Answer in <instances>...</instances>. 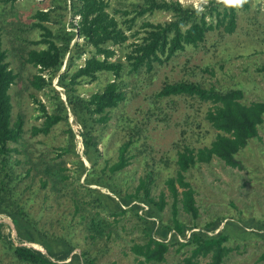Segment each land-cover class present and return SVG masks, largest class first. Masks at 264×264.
I'll return each instance as SVG.
<instances>
[{
    "label": "trees",
    "instance_id": "16d2710c",
    "mask_svg": "<svg viewBox=\"0 0 264 264\" xmlns=\"http://www.w3.org/2000/svg\"><path fill=\"white\" fill-rule=\"evenodd\" d=\"M127 1L129 5L112 8L109 0H44L43 9L31 16L30 28L37 30L38 37L15 35L12 43L21 64L35 69L24 89L38 111L28 127L25 114L14 112L11 87L19 74L9 67L0 26V214L10 218L6 222L12 223L19 242L41 247L15 245L0 223V261L97 264L111 249L110 242L122 238V220L129 214L135 218L138 233L119 243L140 264L165 263L170 248L182 256L175 264H225L232 243L249 239L264 243V217L235 220L217 216L199 224L195 190L186 178L191 168L213 159L241 169L239 154L258 136L264 101L246 103L240 88L222 89L189 79L164 82L154 91L150 104L165 102L161 112L178 98L193 99L200 107L208 105L204 119L216 133L208 144L177 148L175 173L165 180L168 195L153 193L152 168L131 191L123 188L119 175L134 157L129 152L140 134L131 125L132 118L118 120L128 136L119 145L116 159L104 160L100 149L102 128L112 111L128 100L123 76H136L142 70L152 74L157 64L188 46H200L210 33L235 32L238 9H247L249 0H209L201 8L178 0ZM158 12L169 14V19L145 20L140 31L127 33L137 18ZM130 37L134 40L123 61L116 57V47ZM102 73L113 77L88 96L79 92L83 83L97 80ZM55 79L60 89L53 85ZM148 111L153 113L151 108ZM70 114L80 127L81 154ZM60 125L63 129L58 134L63 141L50 145L48 140ZM196 125L201 128L202 121ZM68 154L72 159L66 161L63 156ZM167 206L170 215L165 218ZM79 234L88 242L75 252ZM260 259L264 260V251Z\"/></svg>",
    "mask_w": 264,
    "mask_h": 264
},
{
    "label": "rangeland",
    "instance_id": "374dc122",
    "mask_svg": "<svg viewBox=\"0 0 264 264\" xmlns=\"http://www.w3.org/2000/svg\"><path fill=\"white\" fill-rule=\"evenodd\" d=\"M109 1L112 8L129 5L127 0ZM178 1L183 5L201 8L202 3H207L209 0ZM43 7L44 0H0L3 47L7 51L9 67L19 74L16 83L11 87L14 112L25 114L26 127L36 121L34 117L38 112L28 97V93L24 92L26 79L35 69L30 65L21 64L22 60L18 57L17 49L12 41L15 35L19 38L35 39L38 37L37 30L30 28L34 20L31 16L37 9H43ZM132 16L133 14L126 18ZM169 17L167 13L158 12L137 18L132 31H127V33L140 31L141 24L145 20L162 22ZM74 19H77V16ZM67 20H71V15L67 17ZM141 35L140 32L139 36ZM133 40L134 38L130 37L123 46L116 47V57L125 61L123 55L130 50L129 44ZM112 77L110 73H102L97 80L83 83L79 87V92L88 96L89 93L103 87ZM123 79L128 100L112 111V118L102 128L100 149L103 158L110 162L116 159L119 145L128 136V130L124 129L122 122L118 120L129 116L132 118L131 125L135 124L140 134L136 135L138 141L129 152V155L134 157L124 169V173L119 175L123 188L131 191L136 186L138 178L144 176L146 171L152 168L155 173L153 193L158 195L163 191L168 195L165 180L175 173L173 163L177 148L189 143H194L195 146L208 144L216 133L204 119V112L208 105L202 104L200 107L193 99L178 98L174 103L170 102V106L165 107L161 112L165 102L150 104L151 98L149 97L164 82L189 79L222 89L240 88L243 90V100L246 103L256 100L264 101V0H249L247 9H238L235 32L223 35L212 32L200 46H188L166 62L157 64L152 74H147L142 70L136 76L125 74ZM53 85L60 89L56 85V79ZM150 108L153 113L148 111ZM163 112L165 113L162 114ZM197 121H202L201 128L197 127ZM69 123L76 133V148L81 154L83 146L81 139L77 137L80 127L71 114ZM61 129H63L62 125L54 131V136L48 140L50 145L57 146L63 141L62 136L58 134ZM42 139L46 141V138ZM63 157L66 161L72 159L69 154ZM239 160L242 162L241 169L229 168L222 161L213 159L209 163L191 168L186 173L187 180L195 190L196 205L199 208L197 220L199 224H204L217 216L235 220L239 217L245 220L264 217V121L259 128L258 136L240 152ZM67 166L71 164L68 163ZM169 215L170 209L167 206L164 217L168 218ZM181 218L185 221L190 220L184 214H181ZM9 219L0 214L3 232L10 234L15 245L25 244L16 239L11 221V225L6 222ZM122 225L124 226V230L121 231L123 240H131L132 236L137 235L135 218L131 214L123 218ZM122 238H118L117 242L109 241L111 249L98 258L97 264H140L132 255L125 253L124 243H119ZM84 242L88 241L83 240V236L79 234L76 238L79 246L74 251L78 252L81 247H84ZM98 244L103 245L102 242ZM35 246L41 249L40 246ZM232 247L233 250L225 259V264H264V260L260 259L264 251L262 241L249 239L232 243ZM169 251L166 262L162 264H175L181 259L182 256L175 253L172 248ZM0 264L11 263L0 261Z\"/></svg>",
    "mask_w": 264,
    "mask_h": 264
},
{
    "label": "built area",
    "instance_id": "2783aa9c",
    "mask_svg": "<svg viewBox=\"0 0 264 264\" xmlns=\"http://www.w3.org/2000/svg\"><path fill=\"white\" fill-rule=\"evenodd\" d=\"M79 139H80V136L78 135L77 136ZM25 244H27V245H32L31 243H25ZM34 245V244H33Z\"/></svg>",
    "mask_w": 264,
    "mask_h": 264
},
{
    "label": "water",
    "instance_id": "95a60500",
    "mask_svg": "<svg viewBox=\"0 0 264 264\" xmlns=\"http://www.w3.org/2000/svg\"><path fill=\"white\" fill-rule=\"evenodd\" d=\"M36 244H34V246H35Z\"/></svg>",
    "mask_w": 264,
    "mask_h": 264
},
{
    "label": "bare ground",
    "instance_id": "6f19581e",
    "mask_svg": "<svg viewBox=\"0 0 264 264\" xmlns=\"http://www.w3.org/2000/svg\"><path fill=\"white\" fill-rule=\"evenodd\" d=\"M33 245V244H32Z\"/></svg>",
    "mask_w": 264,
    "mask_h": 264
}]
</instances>
